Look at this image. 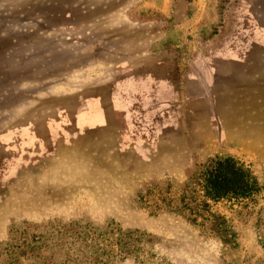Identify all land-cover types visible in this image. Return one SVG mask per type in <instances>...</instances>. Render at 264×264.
<instances>
[{"label":"rangeland","instance_id":"obj_1","mask_svg":"<svg viewBox=\"0 0 264 264\" xmlns=\"http://www.w3.org/2000/svg\"><path fill=\"white\" fill-rule=\"evenodd\" d=\"M132 74L174 126L46 135ZM225 157L256 194L205 195ZM0 264H264V0H0Z\"/></svg>","mask_w":264,"mask_h":264},{"label":"crops","instance_id":"obj_2","mask_svg":"<svg viewBox=\"0 0 264 264\" xmlns=\"http://www.w3.org/2000/svg\"><path fill=\"white\" fill-rule=\"evenodd\" d=\"M182 103L181 90L170 80L156 79L149 74H132L116 81L106 100H85L72 118L60 116L50 120L44 130L56 140L59 136L62 138L70 126L74 130L102 129L115 119L126 132L138 128L141 134L158 133L178 122L177 113L185 104ZM26 132L20 131L24 147L37 146L38 139L34 137L30 141V132L27 129ZM10 135L6 138L10 139Z\"/></svg>","mask_w":264,"mask_h":264},{"label":"trees","instance_id":"obj_3","mask_svg":"<svg viewBox=\"0 0 264 264\" xmlns=\"http://www.w3.org/2000/svg\"><path fill=\"white\" fill-rule=\"evenodd\" d=\"M205 195L211 199H246L259 191L252 173L233 158L216 159L203 173Z\"/></svg>","mask_w":264,"mask_h":264}]
</instances>
